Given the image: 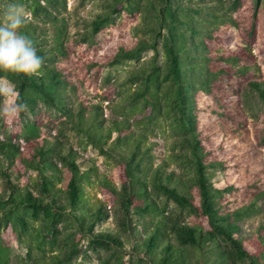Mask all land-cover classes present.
<instances>
[{
    "label": "trees",
    "instance_id": "1",
    "mask_svg": "<svg viewBox=\"0 0 264 264\" xmlns=\"http://www.w3.org/2000/svg\"><path fill=\"white\" fill-rule=\"evenodd\" d=\"M108 3L110 12L92 21L95 34L115 22L113 13L126 11L141 14L144 35L127 45L118 42L93 65L140 60L145 51H154L149 61L129 71L127 80L136 86L128 101L134 107L143 101L152 119L168 123L172 153L155 154V164L156 142L136 133L128 117L106 126L102 102L83 99L75 106L68 91L72 71L58 61L55 50L32 38L29 32L38 26L30 21L21 31L45 58L43 75L0 72V78L12 81L31 113L37 114L40 102L56 108L90 143L113 156L118 168L112 177L95 163L81 165L66 142L41 134L37 119L26 122L16 135L24 143L13 137L0 142L1 239L32 234L36 228L29 216L44 230L36 229V248L58 249L45 264L71 263L84 242L100 264H264V225L254 230L243 225L259 214V200H264V111L253 106L256 96L264 109V77L251 50L262 0ZM47 4L66 8L67 3ZM29 7L35 16L52 15L40 0H31ZM226 24L242 28L245 47H228L236 38L223 28ZM57 49L68 57L63 45ZM250 114L256 118L255 141ZM169 160L176 168L169 167ZM214 169L224 171L223 184L213 181ZM28 170L36 175H27ZM95 187L103 198L92 195ZM110 217L113 226L107 224ZM0 264H9L3 250Z\"/></svg>",
    "mask_w": 264,
    "mask_h": 264
},
{
    "label": "rangeland",
    "instance_id": "2",
    "mask_svg": "<svg viewBox=\"0 0 264 264\" xmlns=\"http://www.w3.org/2000/svg\"><path fill=\"white\" fill-rule=\"evenodd\" d=\"M10 2L22 3L25 6L31 15V21L38 26L37 31L30 30L29 33L32 38L39 40V44L46 47L49 52L55 50V53L58 54V61L72 71V85L68 88V91L75 106L83 99L92 103L102 102L104 107L103 119L106 126L114 119L128 117L134 124L136 133L144 132L150 140L156 142L152 150L154 155L158 154L160 157L171 155L173 142L170 137L171 131L168 123L163 122L162 119H152L148 115L151 112L150 108L145 107L143 101H139L135 107L128 101L129 93L136 86L130 84L127 80L129 71L149 61L154 51H145L140 60H123L113 66L93 65L94 58L103 56L108 53L107 51L110 54L112 52L110 50L116 49L120 43L127 45L128 42L144 35L139 30L143 20L141 14L138 13L133 16L126 11L113 13L111 17L115 19V22L108 24L95 34L92 21L98 14L110 12L108 0H66V8L61 5L51 7L47 4V0H40L42 5L49 6L52 15H46L42 12L39 16L32 13L29 7L31 0H0V7ZM261 6L260 30L251 50L257 57L258 73L264 77V0H262ZM223 28L234 31L236 39L228 45L230 49L246 46L243 42L241 27H231L226 24L223 25ZM58 45H63L67 52V58L60 56L57 49ZM224 47H227V43H224ZM106 98L108 99L105 100ZM253 106L255 109L261 108L264 111L259 98L256 96L253 99ZM250 112L252 113V111ZM252 114L249 116V129L250 136L255 141L253 123L256 118ZM33 119H37L40 124L41 134L49 135L50 138L57 137L66 142L68 148L76 151L79 164L95 163L101 172L112 177L117 175L118 164L113 156L104 154L100 147L90 143L76 128L74 129L71 123L66 120V117L58 112L56 108L49 107L42 102L37 107V114L31 113V111L22 114L11 132H9L3 121H0V135H4L5 138L13 137L15 141L20 140L21 143H24V139L16 135L22 132L21 129L25 127L26 122H31ZM262 131L264 132V122ZM116 136L117 132H113L112 140ZM176 150H179V148L176 147ZM262 152L264 156V147ZM157 162L156 160L155 164ZM169 167L173 169L176 168V165L169 160ZM26 173L27 175H36L32 170H28ZM213 173V181L216 184H223L224 171L214 169ZM3 189L4 184L0 179V191ZM90 192L93 196L103 198L97 187L91 188ZM259 206V214L248 217L243 223L246 230H254L261 224L264 225L263 199L259 200ZM170 208L176 207L171 203ZM28 219L33 228L44 231L40 222H35L29 216ZM107 224L114 225L113 217L109 218ZM8 226L10 230L13 227L11 223ZM59 227L62 226L59 225ZM36 229H33L32 234H24L22 239H18L15 235L6 242L5 236L2 237L3 239L0 237V252L3 250V255L7 257L9 264H45L46 261H49L51 254L58 252V249L51 251L50 245H46V252L36 248ZM2 232H6V227L2 229ZM48 238H50V235ZM125 258L127 259V256ZM69 264H100V262L93 251L86 249V242H84L81 254L74 257Z\"/></svg>",
    "mask_w": 264,
    "mask_h": 264
},
{
    "label": "clouds",
    "instance_id": "3",
    "mask_svg": "<svg viewBox=\"0 0 264 264\" xmlns=\"http://www.w3.org/2000/svg\"><path fill=\"white\" fill-rule=\"evenodd\" d=\"M31 15L22 3L10 2L0 7V72L16 77H41L45 58L29 35L22 32ZM29 107L12 81L0 78V121L9 132ZM0 142H7L0 135Z\"/></svg>",
    "mask_w": 264,
    "mask_h": 264
}]
</instances>
